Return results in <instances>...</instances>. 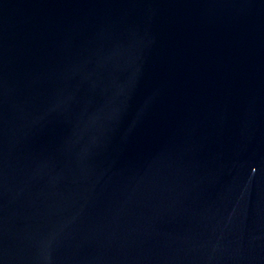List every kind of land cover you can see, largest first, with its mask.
I'll return each mask as SVG.
<instances>
[{"label": "water", "instance_id": "1", "mask_svg": "<svg viewBox=\"0 0 264 264\" xmlns=\"http://www.w3.org/2000/svg\"><path fill=\"white\" fill-rule=\"evenodd\" d=\"M0 264H264V0H0Z\"/></svg>", "mask_w": 264, "mask_h": 264}]
</instances>
